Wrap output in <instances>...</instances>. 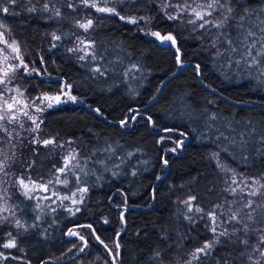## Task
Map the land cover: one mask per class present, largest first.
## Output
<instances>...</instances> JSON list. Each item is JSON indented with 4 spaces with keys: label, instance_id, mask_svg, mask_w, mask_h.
Listing matches in <instances>:
<instances>
[{
    "label": "trees",
    "instance_id": "16d2710c",
    "mask_svg": "<svg viewBox=\"0 0 264 264\" xmlns=\"http://www.w3.org/2000/svg\"><path fill=\"white\" fill-rule=\"evenodd\" d=\"M45 3L59 8L61 15L43 11ZM164 3L109 0L108 5L123 16L145 17L147 23L139 24L97 12L79 0H32L31 4L18 0L8 14L0 13V20L20 42L25 62L40 71L31 76L17 73L11 85L34 98L58 93L66 81L72 85L71 95L77 97L75 103L45 113L42 135L55 138L56 144H39L25 160L27 168L17 173L46 182L62 167L65 156L77 153L81 170L77 187L88 189L83 202L73 207V211L80 208L75 215L63 207L41 210L17 191L11 205L24 227L11 229L18 248L6 249V254L16 259L0 264H188L190 253L213 238L206 227L211 223L206 213L215 209L219 231L227 229L231 234L234 222L228 218L232 212L249 199L264 205V198L249 197L238 189L230 192L235 188L233 173L222 171L212 155L219 153V161L234 169L237 179L264 176V58L259 66H249L237 65L238 55L231 59L216 56L211 47L215 37L191 31L183 19L168 20ZM231 3L235 19L221 31L235 40L239 23L244 30H258L264 20V0ZM31 6L37 11H26ZM166 11L173 13L171 7ZM85 18L94 22L87 35V40L95 42L98 58L93 62L69 51L77 47L82 30L77 21ZM149 31L176 36L182 67L176 61L175 47L147 35ZM53 32L61 39L53 40ZM97 66L103 75L94 70ZM132 110L138 113L134 120ZM190 196L196 197L193 209L198 206L204 212L187 211L182 201ZM250 211H240L250 229L249 247L235 235L231 239L221 236L207 257L192 264H254L260 259L252 249L260 234L256 230L264 229V207H256L253 221L245 217ZM89 224L111 253L94 238L86 227ZM6 227L1 221L2 235ZM70 230L87 240L83 252L79 251L83 242L69 236Z\"/></svg>",
    "mask_w": 264,
    "mask_h": 264
},
{
    "label": "snow or ice",
    "instance_id": "6c2138e0",
    "mask_svg": "<svg viewBox=\"0 0 264 264\" xmlns=\"http://www.w3.org/2000/svg\"><path fill=\"white\" fill-rule=\"evenodd\" d=\"M18 0H3L0 2V13L8 14L10 11V6L16 5ZM81 4L85 7H90L97 12L108 13L110 15H114L118 17L121 21H126L131 24H139L141 21L147 23L145 17H126L120 14L119 11L115 7H109V0H79ZM28 4L32 3V0H27ZM103 3L104 6H101ZM72 7L71 4L68 5ZM171 7L173 9V13H168L166 11L167 8ZM162 9L164 10L165 17L170 21L181 20L187 24L191 25V31H201L203 33H211L215 38L211 40V47L216 49V56H225L231 59L234 55H238L239 59L235 61L237 65L241 62L248 64L249 66H259L262 62V58H264V20H262L261 26L258 30H253L251 28L244 30L243 23H239L237 28L239 30V34L236 36L235 40L226 32L221 31L228 24L230 19H235L231 16L234 11L231 0H166V3L162 5ZM43 11L53 12L55 16L59 17L61 15V11L59 8H49L48 4L45 3L43 5ZM26 11L28 12H36L37 9L35 6L27 7ZM245 11L247 9L245 8ZM13 14H15L13 12ZM150 19V18H149ZM245 19L244 16L240 17V20L243 21ZM93 20L91 18H85L82 21H77V26L80 29H83L85 33H87L93 27ZM212 29H216L215 33H212ZM154 37L156 40L161 43H167L170 46L175 47L176 61L182 67L181 55H180V47L178 46L177 38L172 33L161 34L159 31H149L146 33ZM53 40H60L61 36L57 35L55 32L51 33ZM224 45L223 51L220 50V46ZM259 45V47H257ZM52 47H56L55 44ZM95 42L89 40H79L78 46L69 49L71 52H79L82 53L78 58L83 60L86 58H91L95 61L98 57L94 51ZM43 61V58H41ZM10 61H15L12 63ZM133 69H136V65H132ZM197 72H199L200 65H195ZM21 69L23 70L21 72ZM97 73L101 75L104 72L101 70L99 66L94 69ZM106 71V69H105ZM264 72V69H262ZM17 73L21 75H29L31 76L33 73L39 75V69L33 67H29V64L25 62L24 57L21 51V44L18 40L12 36L11 29L0 20V133L6 134L7 137L12 138V131L9 130L8 125L10 124H19L20 128L24 127L23 122L20 117H26L27 120L31 121L32 125H34L30 131L33 133L38 132L40 129L43 120L40 119L34 113H43L47 109L54 107L55 105H59L61 103H67L68 100L75 102L77 97L71 95L72 85L65 82H62V87L59 92L54 95H49L48 93H41L40 95L27 99L25 98V91L20 87H8V85L12 84V81L17 78ZM62 97H66L67 99H62ZM155 99V97H153ZM39 101V103H37ZM99 112V109H96ZM131 118L134 120L138 113H135L132 110ZM148 120L151 121V117H148ZM122 125L126 123V120L120 122ZM163 131H170L169 129H164ZM243 135V134H241ZM163 139V138H162ZM34 143H42L44 146H48L50 144H56L55 138L39 140L38 138H33ZM233 143L235 141L233 140ZM246 143V142H244ZM243 147V144H241ZM175 151V149H172ZM2 155V153H0ZM213 157L217 160L218 167L222 171L232 172V184H237V174L234 169L228 168L225 164L219 161V153H213ZM77 153H69L67 156L63 158L62 167L57 168V173L62 175L71 171L75 167L78 166L74 164L73 161L77 160ZM6 163L7 158L0 160V173L3 175H8L6 172ZM167 163V161H165ZM135 174V173H133ZM77 179H79L77 177ZM27 180V182H26ZM264 180V176H261L259 179L251 178V183H249L248 179H242L239 182L243 183L244 187L240 189L241 192L248 189L247 195L249 197H261L264 198V183L261 181ZM56 183H63L65 186L69 183L68 179L65 178L63 180L60 179L58 175L56 177ZM53 181L49 180L46 183L37 184L36 181L32 180L30 177L20 176L16 180V184L20 186L23 190V195H25L28 199H33L34 197L29 195L33 189H42L44 192H48V185L52 184ZM258 186V187H257ZM6 189H0V193H3ZM78 191L81 193L79 200L75 199L76 193H73L71 197L69 196H61L58 197L61 201L63 200H71L72 204H79L83 202V193L87 192V188H80ZM230 192L235 194L236 188H230ZM53 196H57L56 191H52ZM2 198V196H0ZM44 199H49V197H44ZM196 199L195 196H190L188 199L182 201L183 204L187 206L188 212L202 213L204 210L200 207H195L193 209L192 201ZM255 206V207H254ZM220 205H216L215 208H220ZM256 207H264V205L257 204L256 200L249 199L247 200L242 208L236 212H232L228 218V221L234 222L233 232L230 234L227 229H223L222 231H217V213L215 209L206 213V215L210 218L211 223L206 225L209 231L213 234V238L205 241L202 245L197 247L193 252L190 253L191 260L188 261V264H192V261H199L201 256L207 257L212 249L220 243L221 236H228L230 239L233 235L237 237V241L240 244H243L246 248L249 247V239L247 238V233L250 231L247 223L244 222V219L240 216V211L243 209H251L252 211L245 213V217L248 221L255 220L253 216V212H255ZM68 211L75 215L76 212L80 211V208L77 207L73 211V209L69 208ZM0 212H10V209L7 207L6 203L3 207H0ZM123 218V217H121ZM189 220L192 217H187ZM0 219L7 220V216L0 217ZM107 223V220L104 221ZM223 223V221H220ZM235 225H241V227H235ZM16 228H23L24 225L20 222V220L15 221ZM94 235V238L99 241L101 245L105 249H107L110 253L112 249L108 248V245L104 243L103 240L100 239L99 236L95 235V229L92 228V225H86ZM259 237L258 242L255 247H253V252L258 253L260 259H256L254 264H262L264 261V229H257ZM243 232L245 235L243 237L240 236V233ZM7 241L0 243V249H12L18 248L16 237L12 235L11 232L7 234ZM69 236H76L80 241L83 242V246L80 247L79 251L83 252L85 247H87L88 242L83 235H80L79 232L75 230H70L68 232ZM120 245L116 242V248L119 249ZM71 251V249H69ZM118 255V252H117ZM159 256V253L155 254ZM16 259V257L11 256L10 254H5V252L0 251V261L8 260V259ZM113 260L116 259V256L112 257ZM249 260H252L253 257L248 256Z\"/></svg>",
    "mask_w": 264,
    "mask_h": 264
},
{
    "label": "rangeland",
    "instance_id": "374dc122",
    "mask_svg": "<svg viewBox=\"0 0 264 264\" xmlns=\"http://www.w3.org/2000/svg\"><path fill=\"white\" fill-rule=\"evenodd\" d=\"M101 6H104V5H101ZM108 6L112 7V5H108ZM87 35H88V32L85 33L82 29L80 32V35L78 36V39L87 40L88 38ZM88 60L90 62H93V60L90 57L88 58ZM10 62L15 63V61H10ZM8 87L11 88L14 86L10 84L8 85ZM48 94L54 95L57 93H51V94L48 93ZM25 98L31 99V98H28L26 95H25ZM62 99H67V98L62 97ZM37 103H39V101H37ZM68 103H75V102L68 100L67 103H61L59 105H55L54 107L65 105ZM50 109H47L43 113H34V114L40 117V119L44 121L45 113ZM20 119L23 122L24 127L20 128L19 124H15V123L10 124L8 125V128L13 133L12 138H9L7 137L6 134H3L2 138L0 139V144H1L0 153H2V155H0V160L7 158L6 172L8 173V175L6 176L0 173V189H6V191H4L3 193H0V196H2V198H0V207H3L6 203L7 207L10 209V212H0V217L7 216V220L0 219V222L5 221L7 224V227L5 229L6 230L5 234L2 235L0 233V243L7 241L6 234L8 232H11L12 228L18 229L15 227V221L17 220V218H16L14 211L12 210L11 200H12V197L16 195L17 191L23 194V190L20 188L18 184H16L17 178L20 176H24V177H29V176L27 175L26 172L24 174L22 173L18 174L17 171L20 168H23V169L27 168V164L25 163V160L36 151L37 147H39V144H42V143H34L33 138L36 137L39 140H44V136L42 135V124L43 123L41 124L38 132L33 133L30 131V129L34 126L32 125L31 121L27 120L26 117H22V116L20 117ZM73 163L74 164L78 163V166L64 175L57 173L56 171L55 175L52 177V179H50L53 181V183L48 185V188H49L48 192H44L42 189H33L31 192H29V195L34 197L33 200L36 202L39 209L44 210V211H53L59 207H63L65 209H69V208L73 209V207H76L78 205V204H72L70 199L61 201L58 198L61 196L71 197L73 193H76V196L74 198L79 200L81 196V193L78 191V189L80 188L77 187V184H79V181H80L79 180L80 173H78V171L80 170L79 169L80 163L78 159L76 161H73ZM58 175L60 176L61 180L67 178L69 183L66 186L63 183H56L55 181ZM230 176L232 175L230 174ZM77 177L79 179H77ZM242 179H246V178L237 179L238 183L234 184L235 188L239 190L238 192H241L240 189L244 187L243 183L239 182ZM46 182H37V184L46 183ZM249 183H251V180H249ZM53 190L57 192L58 194L57 196H53L51 194ZM247 191L248 189H245V191H243L242 193L247 194ZM46 196L49 197V199H44V197ZM219 226L221 225L217 224L218 232H219ZM0 251L5 252L6 254V249H0ZM79 264H83V263H79Z\"/></svg>",
    "mask_w": 264,
    "mask_h": 264
}]
</instances>
